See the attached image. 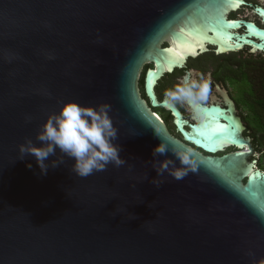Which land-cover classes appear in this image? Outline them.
<instances>
[{
  "label": "water",
  "instance_id": "1",
  "mask_svg": "<svg viewBox=\"0 0 264 264\" xmlns=\"http://www.w3.org/2000/svg\"><path fill=\"white\" fill-rule=\"evenodd\" d=\"M228 5L229 0H0V264H251L264 258V171L250 139L242 136L245 127L232 99L215 84L225 108L203 106L191 135L179 110L154 94L164 74L207 52L198 48L197 55L165 69L163 55L171 46L161 47L166 35L176 42L199 25L191 35L207 29V37L212 30L229 35L233 48L224 51L219 41L204 37L217 55L244 48L264 53V29L228 17L249 4L240 0L221 15ZM255 10L264 21V8ZM149 63L154 68L145 74L144 89L150 106L137 87ZM66 102L110 106L124 165L79 177L71 172L72 158L58 150L46 163H63L44 174L31 155L19 159L17 145L27 138L39 146L40 126ZM164 107L185 141L202 152L169 134L152 111ZM213 125L222 130L213 131ZM160 142L190 149L197 171L182 180L158 176L155 161H176L168 151L153 158ZM220 143L228 146L219 149ZM233 145L248 147L217 155Z\"/></svg>",
  "mask_w": 264,
  "mask_h": 264
},
{
  "label": "clouds",
  "instance_id": "2",
  "mask_svg": "<svg viewBox=\"0 0 264 264\" xmlns=\"http://www.w3.org/2000/svg\"><path fill=\"white\" fill-rule=\"evenodd\" d=\"M208 99L209 82L201 73L178 80L164 92L166 103L189 107L192 118L197 121L201 117L200 109ZM109 111L110 106L107 104H99L93 108L75 102L62 103L58 112L50 113L40 126L36 134V139L40 141L39 146L27 138L24 143L17 145L19 159H24L26 154L31 155L40 172L44 174L49 166L55 168L63 163L62 159L59 162L53 160L50 164L46 163L50 156H56L58 150L62 156L72 158L71 172L79 177L104 171L109 164L115 167L124 165L126 161L120 156L121 146L114 143L118 130L113 126ZM166 151L172 153L179 166L176 161L167 157L155 161L153 169L158 176L168 173L174 179L182 180L189 172L197 171V164L189 154L190 149L169 148L160 142L152 150L153 158ZM153 183L158 182L154 180ZM132 219L138 217L132 214ZM251 264H264V258L254 259Z\"/></svg>",
  "mask_w": 264,
  "mask_h": 264
},
{
  "label": "flooded vegetation",
  "instance_id": "3",
  "mask_svg": "<svg viewBox=\"0 0 264 264\" xmlns=\"http://www.w3.org/2000/svg\"><path fill=\"white\" fill-rule=\"evenodd\" d=\"M249 5L248 6H243L241 7L239 10L235 11V12H240L242 11V8H251V11H253V15L255 16L256 20H244V21H249V22H253L256 26H258L261 29H264V21L262 19V16L256 12V8L261 7L260 5H258L257 1L255 0V2H252L250 0H245ZM254 1V0H253ZM262 8H264V5L262 6ZM232 12L229 14V18L230 19H236V20H243V19H237L236 15H234ZM166 45V44H164ZM209 50L208 52L204 53V54H199L197 57H193V58H189L185 64V67L183 69H176L174 70L173 73H166L162 76V78L156 83V85L154 86V94L157 98L158 102H162L164 100V95H163V90H161V86H163L164 88L168 89L170 87H172L178 80L185 78L186 76L192 75L194 76V73L192 71L191 68H197V70L200 71V69H211L212 71L210 73H208V75H205L204 77L207 79V81L209 82V88L211 87V95H213L214 98H216L215 102L209 103V104H205L204 106H214V105H221L222 107L225 108L224 106V102L220 96V94H218V92L216 91L215 88V84H218L219 87H221L222 89H224L227 94L229 95V97L232 99V101L234 102L235 105V109H236V115L239 116L241 118V121L245 127V130L242 133L243 138H249L250 139V146L252 148L253 151L258 152L257 155V167L259 168V160H260V156L263 153L261 150L259 151L258 146H257V142H256V137H255V133L250 129V127L248 126V122L245 120V118L242 115V112L238 106V104L235 102L234 100V96L233 93L230 89L228 88H224L217 80H216V70H217V66L214 65V61L215 59H208L207 57H214L217 58L218 61H220V56L222 55H217L215 54V49L212 46H206ZM240 52H246L247 54H252L253 56L254 53H261V55L264 57V53L260 52V51H256L254 53L250 52V48H244L243 50H241ZM260 55V56H261ZM205 56H207L206 58H204ZM210 64V65H209ZM144 70V76H143V83L142 85L139 87V94L140 97L143 98L146 103L150 106V100L147 97L146 93H145V74L147 73V71H149V69H153L154 65L153 63H149L144 65L143 67ZM198 71V72H199ZM203 71V70H202ZM201 73V72H200ZM140 81V80H139ZM230 90V91H229ZM179 112L181 113L182 116V128L189 134L194 135V131L192 129L193 126L198 125L201 123V120H195L192 118L191 116V109L190 111H188L187 106H181V105H176L175 106ZM152 111L156 112L159 117L161 118V120L164 122V124L166 125V128L169 132V134H171V136H173L174 138H177L178 140L185 142L186 144H188V146L192 147L194 150L198 151V152H202L200 149L196 148L194 146V144H192L191 142H186L185 141V137L184 135L180 132L179 130V123L178 120L175 118V116L173 115V113L168 110V108H152ZM248 146H237V145H233L230 146L226 149H224L222 152H219L217 155H223L226 153H231V152H235L238 150H243V149H247ZM260 169V168H259ZM261 170V169H260Z\"/></svg>",
  "mask_w": 264,
  "mask_h": 264
},
{
  "label": "trees",
  "instance_id": "4",
  "mask_svg": "<svg viewBox=\"0 0 264 264\" xmlns=\"http://www.w3.org/2000/svg\"><path fill=\"white\" fill-rule=\"evenodd\" d=\"M207 58L215 59L216 80L223 87L232 89L235 102L255 133L258 149L263 152L259 168L264 171V57L237 51L220 56V61L210 56ZM143 76L144 72L141 85Z\"/></svg>",
  "mask_w": 264,
  "mask_h": 264
},
{
  "label": "bare ground",
  "instance_id": "5",
  "mask_svg": "<svg viewBox=\"0 0 264 264\" xmlns=\"http://www.w3.org/2000/svg\"><path fill=\"white\" fill-rule=\"evenodd\" d=\"M239 1L240 0H238V1L229 0L228 7L224 10V12H222L221 15L225 16V13H228L230 11V9H235L239 5ZM262 15L264 17V13H262ZM233 26H235V25H233ZM198 28H200V26L195 25L193 29L198 30ZM192 30L190 32H188L189 36L179 35V40L176 42L169 40V42L171 43V46H170V48H168V50H171V53L174 55H168L167 53H164L163 57L167 60L164 62V65H166L165 69L167 68L168 63L172 64L171 62H177L178 64H180V62H183L188 55H197V49L198 48L202 51L206 50L207 47L205 46L206 44L204 43L206 39H208L210 41H219V43L221 44L219 51H224L226 49V47H229V49L233 48L230 46L229 35L227 34V32L225 30H220L219 32L216 30H212L213 31L212 37L206 36L207 31L209 29H207L206 31H203L202 34H198V35L197 34L191 35ZM250 32H251V34H255L253 30H250ZM184 45L190 46L191 49H194L195 54L189 53V54L185 55L184 50H183ZM187 108H188V111H190V108L189 107H187ZM159 119H160V117H159ZM210 123H209V125H211ZM221 127H222L221 125H220V127H219V125H213V131H219V130L221 131L222 130ZM225 146H228V144L222 145L220 143V145H218L219 149H223V147H225Z\"/></svg>",
  "mask_w": 264,
  "mask_h": 264
},
{
  "label": "rangeland",
  "instance_id": "6",
  "mask_svg": "<svg viewBox=\"0 0 264 264\" xmlns=\"http://www.w3.org/2000/svg\"><path fill=\"white\" fill-rule=\"evenodd\" d=\"M257 3H258V5H260L261 7L264 5V0H258L257 1ZM242 11H240V12H235V13H233L234 15H236V17H237V19H243V20H256L255 19V16L253 15V11H251V8H242L241 9ZM174 30H177V27L175 26L174 28H173ZM240 31H243V29H241ZM239 31V32H240ZM164 40H165V44L166 45H162L161 47H166L167 45H171V43L169 42V36L168 35H166L165 37H164ZM209 50V49H208ZM202 51V50H201ZM254 55L255 56H259V55H261V53H254ZM207 56H205L204 58H206ZM217 60V59H216ZM210 65V64H209ZM192 69V71H193V73H194V75L196 74V73H200L201 72V74L203 75V76H205V75H208V73H210L212 70L211 69H200V71L199 70H197V68H191ZM144 68L142 69V71L140 72V74H139V79H138V82H137V87H138V90H139V87L141 86V77H142V74H143V72H144ZM203 70V71H202ZM199 71V72H198ZM140 80V81H139ZM161 88V90H163V95H164V92H165V90H166V88H164L163 86H161L160 87ZM225 88V87H224ZM228 88V87H227ZM228 89H230L231 91H232V89L231 88H228ZM229 90V91H230ZM139 92V91H138ZM211 87L209 88V99H208V101L205 103V104H209V103H212V102H215L216 101V98H214L213 97V95H211ZM242 112V111H241ZM243 113V112H242ZM245 114V113H244Z\"/></svg>",
  "mask_w": 264,
  "mask_h": 264
},
{
  "label": "snow or ice",
  "instance_id": "7",
  "mask_svg": "<svg viewBox=\"0 0 264 264\" xmlns=\"http://www.w3.org/2000/svg\"><path fill=\"white\" fill-rule=\"evenodd\" d=\"M183 50H184L185 55H187L189 53L195 54L194 49H191L190 46L184 45L183 46ZM165 53H167L168 55H174V54L171 53V50H167V49L165 50Z\"/></svg>",
  "mask_w": 264,
  "mask_h": 264
}]
</instances>
